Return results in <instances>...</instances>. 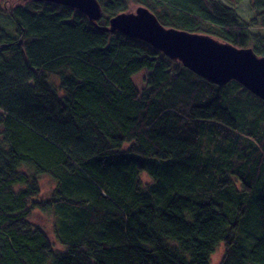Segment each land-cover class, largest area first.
Masks as SVG:
<instances>
[{"label":"trees","instance_id":"obj_1","mask_svg":"<svg viewBox=\"0 0 264 264\" xmlns=\"http://www.w3.org/2000/svg\"><path fill=\"white\" fill-rule=\"evenodd\" d=\"M98 1L99 26L141 5L166 27L264 55V34L250 29L256 17L264 27V0H249L248 21L218 0ZM8 13L0 264H210L218 245L219 264H264L263 100L70 7L29 0ZM42 175L55 183L46 197Z\"/></svg>","mask_w":264,"mask_h":264},{"label":"water","instance_id":"obj_2","mask_svg":"<svg viewBox=\"0 0 264 264\" xmlns=\"http://www.w3.org/2000/svg\"><path fill=\"white\" fill-rule=\"evenodd\" d=\"M24 2L29 0H22ZM31 1V0H30ZM63 4L82 13L94 26L143 40L196 75L218 85L237 81L264 101V55L252 48L236 47L207 34L166 27L141 5L134 11L115 14L108 26H98L102 8L98 0H32Z\"/></svg>","mask_w":264,"mask_h":264},{"label":"rangeland","instance_id":"obj_3","mask_svg":"<svg viewBox=\"0 0 264 264\" xmlns=\"http://www.w3.org/2000/svg\"><path fill=\"white\" fill-rule=\"evenodd\" d=\"M223 4H227L229 6H233L234 7V11H236L242 19L248 21L249 19H252L255 15L254 10H252V7L250 5V1L249 0H243L241 2H239L238 4H234L232 1L230 0H218ZM24 1L22 0H0V30L2 33H8L13 35L14 33V26L12 25V22H10V17H8L7 11L9 12L10 10H12L13 7L20 5L21 3H23ZM137 5L134 4H130L129 5V11H134L135 7ZM260 17H256V21H258L256 26H250V29L252 31H256L259 32L261 34H264V27L259 25L260 22ZM146 76V71L142 70V71H138L137 74H135L131 80H133L134 84L137 86V88H142V86L144 85V77ZM144 180H147L146 175H142ZM40 181V187H41V196L42 197H46L48 195H50L51 191L53 190L52 188H54L55 183L52 179H50V177L48 178V176L42 175L40 176V178H38ZM236 184L239 186L240 183L236 182ZM32 217L31 220L32 222H34L37 225H40L42 228H44V232H46V234L48 235L49 239L51 240V242L54 244V247L59 248V244H57L55 242V238H54V234L52 231V221L50 219V217L34 210L32 213ZM223 250H224V246L223 245H218L213 254L211 255L210 258V264H219V262L221 261V258L223 255Z\"/></svg>","mask_w":264,"mask_h":264},{"label":"bare ground","instance_id":"obj_4","mask_svg":"<svg viewBox=\"0 0 264 264\" xmlns=\"http://www.w3.org/2000/svg\"><path fill=\"white\" fill-rule=\"evenodd\" d=\"M32 1V0H31ZM41 2H47V1H41ZM51 2V1H50ZM52 3V2H51ZM54 4H56V3H54ZM58 5H63V4H58ZM64 6H67V5H64ZM67 7H69V6H67ZM71 8V7H70ZM102 8V7H101ZM73 9V8H72ZM8 12V11H7ZM122 12H129V10H125V11H122ZM122 12H118L117 14H119V13H122ZM153 13V12H152ZM154 14V13H153ZM8 15H9V13H8ZM155 15V14H154ZM114 16V15H113ZM156 16V15H155ZM101 17H103V11H102V16ZM101 17H100V19H101ZM112 17V16H111ZM157 17V16H156ZM110 18V17H109ZM109 18H108V20H109ZM100 19L97 21V24H98V22L100 21ZM89 21V20H88ZM90 22V21H89ZM91 23V22H90ZM94 26V25H93ZM98 26H99V24H98ZM106 26H108V24L106 25ZM106 26H104V28L106 27ZM94 27H96V26H94ZM101 27H103V26H101ZM98 28V27H97ZM109 32V31H108ZM111 33H114V32H111ZM132 38V37H131ZM133 39H137V38H133ZM138 40H140V39H138ZM141 41H143V40H141ZM143 42H145V41H143ZM145 43H147V42H145ZM149 44V43H148ZM147 44V45H148ZM150 45V44H149ZM152 46V45H151ZM203 78V77H202Z\"/></svg>","mask_w":264,"mask_h":264}]
</instances>
